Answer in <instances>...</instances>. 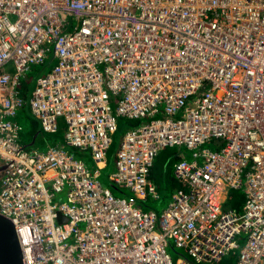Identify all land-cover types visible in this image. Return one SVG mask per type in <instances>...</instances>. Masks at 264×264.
<instances>
[{"label": "built area", "instance_id": "1", "mask_svg": "<svg viewBox=\"0 0 264 264\" xmlns=\"http://www.w3.org/2000/svg\"><path fill=\"white\" fill-rule=\"evenodd\" d=\"M48 61L29 110L45 132L63 119L92 170L63 144L19 142L20 78ZM154 115L121 139L109 180L135 198L115 196L97 178L116 116ZM212 138L224 145L198 150ZM164 146L192 159L158 215L137 200L157 197ZM0 214L23 264H219L236 249L235 264H264V0H0Z\"/></svg>", "mask_w": 264, "mask_h": 264}, {"label": "rangeland", "instance_id": "2", "mask_svg": "<svg viewBox=\"0 0 264 264\" xmlns=\"http://www.w3.org/2000/svg\"><path fill=\"white\" fill-rule=\"evenodd\" d=\"M44 65H33L27 70L24 75L20 78L21 83L27 88V93L25 99V106L21 109L17 116L16 120L21 126V131L19 135V142L24 144L27 148L46 150L50 146L56 144H63L64 148L74 155L75 158L83 159L91 170L94 168V162L91 159L90 155L86 151H82L79 148H73L65 143L64 134H65V124L63 119H58V129L54 133L45 132L41 129V126L37 119L32 116L28 102L31 96V92L35 86L37 78H39L43 73L47 72L52 66L51 64ZM21 90V88L19 87ZM22 91V90H21ZM117 101L113 100L110 103V106L113 111H115ZM180 113H177L176 117H179ZM160 118V115H154L149 118H140L138 125L145 124L152 119ZM137 125V126H138ZM130 120L124 116H116V130L111 135V144L109 146L107 155H106V165L99 171V176L97 180L100 182V185L103 187L109 188L115 196H124L126 198H135L131 195V192L125 188H117L109 180V175L115 171V156L119 148L121 139L124 133L130 129ZM132 128V127H131ZM214 144L217 146L224 145V139L212 138L204 142L198 150L202 148L215 149ZM184 157L187 160L192 159V150L186 148L185 146H164L160 149L154 158L153 166L150 170V178L154 181L156 185L157 197H152L148 195L144 200H137V203L144 210H153L156 214H160L162 210L168 204L172 192L175 190V184L173 177L174 164ZM175 182V181H174ZM238 200H243L240 190H228L226 194V199L223 203L224 208L234 207L237 209L235 204ZM243 202V201H242ZM240 209V208H238ZM245 241V237L240 241V245ZM171 244V243H170ZM167 253L170 255L172 261L174 262L180 253V249H176L174 246L169 245L167 247ZM239 250H232L226 254L219 262V264H235Z\"/></svg>", "mask_w": 264, "mask_h": 264}, {"label": "water", "instance_id": "3", "mask_svg": "<svg viewBox=\"0 0 264 264\" xmlns=\"http://www.w3.org/2000/svg\"><path fill=\"white\" fill-rule=\"evenodd\" d=\"M23 254L12 222L0 214V264H23Z\"/></svg>", "mask_w": 264, "mask_h": 264}, {"label": "trees", "instance_id": "4", "mask_svg": "<svg viewBox=\"0 0 264 264\" xmlns=\"http://www.w3.org/2000/svg\"><path fill=\"white\" fill-rule=\"evenodd\" d=\"M51 61V60H50ZM50 61H48V65L50 64ZM44 65V64H43ZM46 65V64H45ZM46 73V72H45ZM45 73H43V74H45ZM42 74V75H43ZM20 88H21V90H22V95L24 96V97H26V93H27V88L24 86V84L23 83H21V85H20ZM130 120V126L131 127H136L140 122L138 121L139 119H129ZM130 127V128H131ZM218 146L216 145V144H214V148H217ZM151 176V175H150ZM172 183H173V185L175 184V182L174 181H172ZM240 192H241V196L243 197V199H244V196H243V192H242V190H240ZM242 201L243 200H238V202L235 204V206L237 207V209L236 208H234V207H230V208H225V209H235V210H240V209H238V208H241V205H242Z\"/></svg>", "mask_w": 264, "mask_h": 264}, {"label": "crops", "instance_id": "5", "mask_svg": "<svg viewBox=\"0 0 264 264\" xmlns=\"http://www.w3.org/2000/svg\"><path fill=\"white\" fill-rule=\"evenodd\" d=\"M38 121V120H37ZM39 122V121H38ZM40 124V123H39ZM183 157V156H182ZM180 157V159L182 158ZM174 170V169H173ZM173 177H174V181H175V190L178 189L180 187V184L178 183V181L176 180L175 176H174V172H173ZM151 179V178H150ZM154 182V181H153ZM174 190V191H175ZM174 191L172 192V194L174 193ZM171 194V196H172Z\"/></svg>", "mask_w": 264, "mask_h": 264}, {"label": "bare ground", "instance_id": "6", "mask_svg": "<svg viewBox=\"0 0 264 264\" xmlns=\"http://www.w3.org/2000/svg\"><path fill=\"white\" fill-rule=\"evenodd\" d=\"M16 231V230H15ZM17 234V233H16ZM18 237V236H17ZM19 240V239H18ZM20 242V241H19Z\"/></svg>", "mask_w": 264, "mask_h": 264}]
</instances>
